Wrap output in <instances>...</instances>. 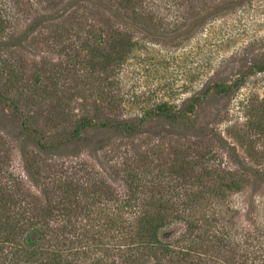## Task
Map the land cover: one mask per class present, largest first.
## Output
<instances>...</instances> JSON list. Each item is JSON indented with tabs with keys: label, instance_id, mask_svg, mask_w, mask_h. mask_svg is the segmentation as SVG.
Segmentation results:
<instances>
[{
	"label": "rangeland",
	"instance_id": "1",
	"mask_svg": "<svg viewBox=\"0 0 264 264\" xmlns=\"http://www.w3.org/2000/svg\"><path fill=\"white\" fill-rule=\"evenodd\" d=\"M231 1L0 0L1 93L30 115L35 139L42 136L54 147L27 140L19 118L0 101V125L6 126L0 129V170L13 174L9 185L37 216L30 244L4 241L0 264H132L116 237L105 245L79 237L74 223L86 216L74 213L76 205L90 204L98 222L116 221L133 167L147 180L140 201L160 187L181 193L184 185L170 179L187 162L210 189L221 185L218 176L223 186L238 180L240 192L228 190L224 201L206 199L203 206L207 211L214 203L217 218L229 222L228 210L236 211L229 229L244 227L252 231L251 243H264V187L243 177L264 172V75L250 69L264 61V0L235 9L227 7ZM206 13L215 16L200 26ZM112 14L129 22L107 18ZM26 19L35 30L22 37L24 48L15 47L10 36L29 29ZM163 103L185 111L184 120L150 117L136 136H109L103 151L62 145L81 116L132 120ZM69 199L67 212L62 204ZM50 208L52 217L43 222L42 211ZM145 264L155 263L149 258Z\"/></svg>",
	"mask_w": 264,
	"mask_h": 264
},
{
	"label": "trees",
	"instance_id": "2",
	"mask_svg": "<svg viewBox=\"0 0 264 264\" xmlns=\"http://www.w3.org/2000/svg\"><path fill=\"white\" fill-rule=\"evenodd\" d=\"M246 1L232 0L227 7L235 9ZM219 8L223 7L219 6ZM38 10L40 9L35 11L39 12ZM214 16L215 13L203 15L204 20L200 23V26ZM41 18L46 19L44 16ZM107 18L129 22V19H124L120 14H112ZM27 23H30L28 25L29 29L26 28L23 35L15 33L10 36L11 39L17 41L13 46L25 47L23 46L22 37L27 32L30 34L35 30V23H31V20H27L26 25ZM113 37L109 40H112ZM100 41L104 40L100 39ZM250 69L252 75H264V61L254 63ZM0 101L5 103L6 108L10 109L14 117L19 118L21 121L20 128L27 140H32L39 147L47 150L54 148L45 145L43 143L45 138L42 136L37 140L35 139V135L39 133L32 126L30 115H24L12 99L4 97L1 90ZM186 114L181 109L163 103L154 109L141 113V117L132 120L129 118L108 117L104 121L96 122L94 118L81 116L66 136L65 141L62 142V145H85L93 147L96 151H103L110 146L109 136H136L139 134L143 122L150 119V117L161 118L168 123H177L184 120ZM2 116L3 114L0 113V124L4 121ZM0 126V129L6 128L5 125V127ZM101 135H106V137L102 138ZM185 165L186 167L184 166L180 169L181 172L177 173L176 178L170 179V182L178 180V184L182 183L184 185L181 193L176 192V189L169 191V188L160 187L149 191L150 200L147 197L146 199L140 197V201L138 194L140 191V194H143L141 188H146L145 183L147 180L145 172H140L137 167H133L124 181L126 196L122 199L123 204L118 207L120 214L116 221L98 222L93 218L95 211L90 208L91 205L85 204V201H79L74 213L86 216L84 223H74L76 230L79 231V237L93 243L98 241L99 245L108 244L103 243L104 239H114L116 237L119 251L121 254L128 256L132 264H145L149 258L155 264L165 262H168V264H216L215 262L223 261L228 264H264V243H260L256 239H254L256 243H254V240L251 243L252 231H248L244 227H235V232H233L234 229H229V226H235L234 221L239 218L236 211L228 210V212H232V220L229 222L224 218H217L220 215L217 213L214 203H211L207 211L203 206L206 199L208 201L213 199L216 202L224 201L228 190L240 192L242 186L238 183V180L230 179L231 182L223 186L225 179L218 176L217 182L221 185L216 190L215 188L210 189V187L203 185L205 179L199 171H194L195 169L192 167L188 168L190 166L188 162ZM141 167L143 165L139 169ZM6 174V172L3 173L0 170V248L4 245V241L11 244L14 239H23V243L30 244L28 239L29 229L35 224L37 225V223H34L37 216L33 215L32 208L22 206V201L17 198L18 195L14 192V186L9 185V181L14 177L13 174ZM243 177L253 178L254 182H260V185L264 187V172L252 171L250 175L244 173ZM196 183L198 186L202 185L201 188L198 187L194 190ZM176 187L178 186H170V188ZM85 190L83 189V196L89 202L93 201L89 192ZM261 190H264V188H261ZM71 203L72 201L69 199L67 203L62 204V208L69 212L72 208L70 207ZM202 211L205 212L204 216H200ZM250 211V207H248L246 213L249 214ZM53 212L54 210L51 208L44 209L42 211L44 215L43 222L51 218ZM180 224H183L181 231L173 230V226ZM44 225L50 226L49 224ZM113 231L116 233H113ZM40 233L41 236L43 233L45 234L42 230H40ZM145 250H148L150 255H145Z\"/></svg>",
	"mask_w": 264,
	"mask_h": 264
},
{
	"label": "water",
	"instance_id": "3",
	"mask_svg": "<svg viewBox=\"0 0 264 264\" xmlns=\"http://www.w3.org/2000/svg\"><path fill=\"white\" fill-rule=\"evenodd\" d=\"M38 233H33L32 235H31V239H32V241H35L36 239H38Z\"/></svg>",
	"mask_w": 264,
	"mask_h": 264
}]
</instances>
